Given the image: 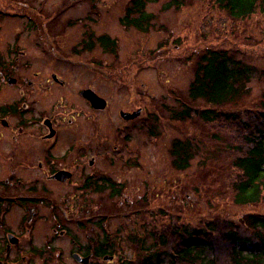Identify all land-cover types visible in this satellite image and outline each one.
<instances>
[{
	"label": "rangeland",
	"instance_id": "rangeland-1",
	"mask_svg": "<svg viewBox=\"0 0 264 264\" xmlns=\"http://www.w3.org/2000/svg\"><path fill=\"white\" fill-rule=\"evenodd\" d=\"M18 1L20 6L16 5ZM169 1L148 4L147 11L156 18L150 30L143 33L121 23L131 0H0V12L17 15L0 19V47L7 48L19 34L25 53L20 62L25 64L21 68L24 76L43 78L39 81L43 86L46 78L52 80V74L66 82V89L42 88L34 96L40 110L50 112L69 132L63 142L72 144L73 158L80 147L88 149L86 160L77 159L80 165L85 163L87 173L97 170L123 186L117 197H110L109 192L63 197L74 187L56 189L59 206H69L66 212L56 208V215L61 228L72 234L71 240L54 235L58 222L51 210L41 208L32 224L31 238L38 247L51 245L54 258L62 256L66 264H77L71 250L86 247L92 238L101 244L108 235V244L116 249L112 259L96 260L95 264H119L138 260L140 245L163 251L157 240L160 234L172 245L179 239L175 229L191 230L219 221L218 225L226 229L231 223L240 226L247 214H264V200L246 206L233 202L232 184L241 177L234 162L248 148L240 132L233 126L206 123L198 117L172 119L184 105L193 110L212 108L203 100L189 97L197 61L207 48L227 50L256 68L249 92L224 111L240 107L254 110L261 104L264 16L233 20L216 6V0H192L180 11H165L163 7ZM19 7L24 11L18 12ZM101 36L116 42L114 51L98 44ZM87 88L107 100L105 110L88 106L80 95ZM139 109L142 113L134 121L120 116L121 111ZM175 139L191 140L197 148L185 171L173 166L171 147ZM102 144L126 146L136 156L135 165L126 168L121 158L95 157L96 147ZM93 159L91 168L89 161ZM77 168L75 180L81 183ZM63 199H69L67 206L61 203ZM15 211L18 218L24 213L19 208ZM24 246L29 249L30 242L25 241ZM226 250L223 245L221 255ZM39 259L34 263L59 264L55 259Z\"/></svg>",
	"mask_w": 264,
	"mask_h": 264
},
{
	"label": "trees",
	"instance_id": "trees-1",
	"mask_svg": "<svg viewBox=\"0 0 264 264\" xmlns=\"http://www.w3.org/2000/svg\"><path fill=\"white\" fill-rule=\"evenodd\" d=\"M154 1L157 0H131L121 23L126 28L147 33L156 18L147 11V6ZM191 1L170 0L163 9L180 11ZM216 6L233 20L264 16V0H216ZM97 41L106 50L114 51L116 48V42L108 36H101ZM162 48L161 44L159 50ZM255 73L254 66L229 51L207 48L197 61L194 79L189 86V97L193 101L203 100L212 108L193 110L184 105L181 111L172 114V119L176 121L198 117L206 123L219 122L233 126L240 132L239 136L248 148L234 162L241 172L240 179L232 184L233 202L239 206L256 205L264 200V94L261 104L254 110L240 107L224 111V108L234 107L239 98L249 92L248 84ZM195 151L197 148L191 140L175 139L171 147L174 168L179 171L189 169ZM110 152L108 156L123 159L126 168L135 165V161H130L136 156L128 150L112 148ZM96 178L94 183L100 194L109 192L110 197H117L123 190L121 184L108 177ZM219 222H208L202 228L191 230L178 227L175 233L179 239L172 245H168L165 235L160 234L157 240L163 246V251L158 252L156 246L140 245L142 253L138 260L120 261L119 264H264V214H247L243 217L242 227L231 223L222 229ZM106 237L107 241L101 243L98 253L114 256L116 249L108 244L109 237ZM219 245L227 247L224 255H221ZM165 257L169 259L165 260Z\"/></svg>",
	"mask_w": 264,
	"mask_h": 264
},
{
	"label": "flooded vegetation",
	"instance_id": "flooded-vegetation-1",
	"mask_svg": "<svg viewBox=\"0 0 264 264\" xmlns=\"http://www.w3.org/2000/svg\"><path fill=\"white\" fill-rule=\"evenodd\" d=\"M20 4L18 1L16 5ZM22 8L19 7L17 11H24ZM33 12L36 16V11ZM12 16L17 17L0 12V19L5 20ZM13 41L7 48L0 47V264H35V260L39 258L46 261L55 259L59 264H66L62 256L54 258V248L51 245L50 247L47 244L46 248L38 247L33 242L32 224L39 217L41 208L49 209L54 220L58 222V227L53 230L54 235L71 240L72 234L67 228H61L59 217L56 215L58 210H69L66 205L69 199L61 201L67 206L66 209L64 205L59 206L55 197L56 189L62 186L74 187L73 192L71 190L62 195L63 197L95 196L100 195L96 191L97 184L94 183L96 177L112 178L97 170L87 173L85 163H77V159L86 160L89 153L87 148L80 147L76 157H72V144L68 146L63 142L69 132L58 125L50 112L40 110V102L34 97L42 88L47 91L66 89V82L52 74V80L46 78L43 86L44 82H39L43 78L25 77L24 71L21 70L25 64H20L25 56L20 44V35H15ZM85 101L89 107L97 110L87 99ZM63 148H66L64 152ZM112 148L127 150L126 146L102 144L96 147L95 157H107ZM94 163V159L90 160L89 167L92 168ZM77 165L80 168L81 183H76L75 180ZM61 172L65 175L58 177ZM79 207L84 206L79 204ZM16 208L24 212L19 218ZM25 241L30 242L29 249L24 246ZM90 241L86 247L80 246L84 253L78 247L71 250L72 258L77 264H84L82 259L85 258H89V264H95L96 260L99 262L101 259L105 261L106 256L98 253L102 247L100 242L93 238Z\"/></svg>",
	"mask_w": 264,
	"mask_h": 264
},
{
	"label": "water",
	"instance_id": "water-1",
	"mask_svg": "<svg viewBox=\"0 0 264 264\" xmlns=\"http://www.w3.org/2000/svg\"><path fill=\"white\" fill-rule=\"evenodd\" d=\"M81 95L85 99H87L93 105V107L95 109H97V110H105L107 108V106H108L107 100H105L104 98L100 97L94 90H92L90 88L82 90L81 91ZM141 113H142L141 109H139V110H137L135 112H132V113L122 111L121 112V116L125 120H133V119H136L137 117H139L141 115ZM60 175L63 176V175H65V173L64 172L59 173L58 177H60ZM69 176H70V174H69ZM75 257L79 258L78 256H75ZM107 258H106V260H107ZM82 262L84 264H89V258L82 259Z\"/></svg>",
	"mask_w": 264,
	"mask_h": 264
}]
</instances>
